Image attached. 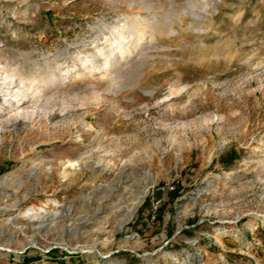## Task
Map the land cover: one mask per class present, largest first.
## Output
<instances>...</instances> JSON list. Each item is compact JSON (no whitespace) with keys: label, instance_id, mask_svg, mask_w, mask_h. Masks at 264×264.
<instances>
[{"label":"rangeland","instance_id":"obj_1","mask_svg":"<svg viewBox=\"0 0 264 264\" xmlns=\"http://www.w3.org/2000/svg\"><path fill=\"white\" fill-rule=\"evenodd\" d=\"M0 264H264V0H0Z\"/></svg>","mask_w":264,"mask_h":264},{"label":"bare ground","instance_id":"obj_2","mask_svg":"<svg viewBox=\"0 0 264 264\" xmlns=\"http://www.w3.org/2000/svg\"><path fill=\"white\" fill-rule=\"evenodd\" d=\"M165 19L167 20L168 18H165ZM125 20L127 22L124 25L123 32L115 31V34L117 36L114 38V41L111 43V49L109 52V56L105 57L106 75L108 77L110 76L111 79H114V77L112 75L113 73L117 74V72H119L120 65L125 62L126 58H128L127 55H130L133 52V50L141 44L140 42L145 39V34L147 32L150 33V37H151V39H153L159 31L158 30V24H156L153 21L146 19V18L142 19L139 14L132 15V17H130V18L129 17L125 18ZM125 32H128V34H129L128 36L131 37V39H132V43H133L132 48L133 49L127 48L128 46H126V44L129 43V40H127L128 36H125V34H126ZM140 46H142V45H140ZM117 49L120 50V57H116ZM111 81H113V80H111ZM28 88H32V90H33L32 93L39 94L37 97H43L44 96L42 91L41 90L39 91L38 88H35L32 83H30L28 85ZM17 96H16V98H17ZM77 179H79V177ZM29 222H31V221H29Z\"/></svg>","mask_w":264,"mask_h":264}]
</instances>
